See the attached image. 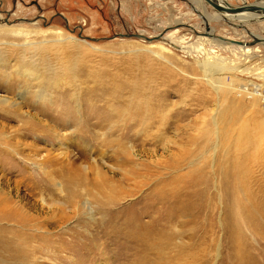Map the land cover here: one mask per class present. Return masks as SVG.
I'll return each instance as SVG.
<instances>
[{
  "label": "rangeland",
  "instance_id": "rangeland-1",
  "mask_svg": "<svg viewBox=\"0 0 264 264\" xmlns=\"http://www.w3.org/2000/svg\"><path fill=\"white\" fill-rule=\"evenodd\" d=\"M220 15L203 0H0L6 195L62 157L95 161L124 187L145 190L115 209L112 192L94 188L91 215L60 217L54 206L51 239L12 222L21 253L0 243V264H264V44L255 40L264 42V18ZM205 65L222 79L208 82ZM152 189L180 203L156 206L162 236L117 230Z\"/></svg>",
  "mask_w": 264,
  "mask_h": 264
},
{
  "label": "bare ground",
  "instance_id": "bare-ground-1",
  "mask_svg": "<svg viewBox=\"0 0 264 264\" xmlns=\"http://www.w3.org/2000/svg\"><path fill=\"white\" fill-rule=\"evenodd\" d=\"M217 2H219L221 5L228 4V3H223L222 0H217ZM257 5L264 7V3L257 4ZM218 15L220 14L218 13ZM225 15L231 16V14L223 13L220 15L219 18H222L224 20H229ZM234 16L236 19L241 21V23L244 21H248L251 18L252 19L253 18L255 19L264 18L262 14H257V13L255 14L243 13V14L234 15ZM208 20H213V18L208 17ZM169 44L174 45L173 40H171ZM242 45H245V44H242ZM250 49L251 48H247V47L242 48L244 52H249ZM214 66L215 65H210V66L205 65L203 68V69L208 68L207 70L209 71V74L207 75L208 82L212 80V78H210L211 74H216L219 76L222 74V72L220 74H217V72H220L221 70H218ZM220 77L218 79H222V77L221 78ZM214 87L216 90L219 89V86L214 85ZM2 135H0L1 136L0 144L3 143ZM5 146L7 147L6 142H5ZM7 154L8 153H6L4 149L2 150V152L0 151V156L7 155ZM64 158L62 157L55 161L53 159L51 160L47 158L44 161H42L44 165L51 167V170L44 171L43 173H41V175H44V176L43 178L38 179V180H36L35 178H31V177L29 178L25 177L23 179H19L18 181L13 182V191L10 196L6 195L5 193L6 185L4 183L1 184L0 182V237H7V241L0 240V243L4 244L5 245L4 247L7 246L6 248H8L11 244L12 246L15 244H18V246L17 245L16 246L21 253L20 245L17 242L18 240H14V242H12V239H9L10 236H15L19 233L18 230L8 229L7 226L9 224H12V222H14L13 225L16 228L23 229L22 226L26 225L28 227L34 228V231H37V233L38 231H43L44 235L43 236L38 235V237H41V238L44 237V238L51 239L50 229L52 228V225L54 223H53V215L50 213L53 211L54 206H58L56 209L60 212L61 214L60 217H64L67 211H72V213H76L77 211L80 212L82 208L85 210H88L89 214L91 215V210L89 207V201L87 200V197L93 195L92 191L94 188L96 189L99 187L100 188L107 187L108 191L110 190L113 194V198L112 200H110L112 201L110 207L115 206V209H116V206L119 204L118 202L120 199L127 198V197H130L133 199L135 196V193L145 192V190L143 189L134 190L131 187H128V188L124 187L118 179L115 180L113 178H109L107 174L103 171L102 169L103 167L100 168L99 165L95 163V161L91 163L92 166H88L86 164L76 165L74 159H71V158L64 159ZM56 165H57V168H54L56 167ZM32 166L34 169H38V170L41 169L38 163L36 162H34ZM110 169L113 170V168H110ZM90 175H92V177ZM132 176L135 177V175H132ZM56 179H59V183H60L58 193H57V190L52 189V187L55 186L56 184L55 183ZM95 182L98 183V185L95 184ZM146 182H147V178L144 179V181H142L141 183L145 185ZM20 185H23L24 191H26V193L23 194V196H20L18 194ZM94 185L98 187H92ZM145 195L146 196L144 197H142V195L140 197H135L136 199L139 198L138 200H144L145 202L144 206L147 204L145 207L143 206L144 210H140V214L130 213L126 216L123 215L124 219H122L121 223H119L118 218L115 222L116 224L115 228H117V230L123 229L125 233L132 232L133 237L136 239H143L145 238V236H147L146 239H149L155 235L162 236L163 227H160V226L161 224H163L162 220H164V217H163V213L159 211L158 207H156L158 204L166 205V204H169V202H171V203L176 204L175 206L180 205V203L176 199L177 195H175L174 192H172L171 197H167L162 191H160L159 193H156L152 189L149 197H148V194H145ZM36 197H39L38 199L39 201L35 200ZM30 198H31V201H33L31 203L30 201H27V199L30 200ZM56 199L58 201H61V204L58 205L57 203L58 201ZM84 199L85 201H83ZM172 199H175V200L172 201ZM24 201L25 203H23ZM39 211H41L42 213L47 212V217L41 216L39 213L37 214V212ZM117 213L118 211H116V214ZM49 214L51 216H49ZM143 215L144 217H147L148 221L143 222L141 220V216ZM19 220L22 221L21 226H19L18 224ZM34 231L32 230V233H34ZM34 237H35L34 235H30L29 238H26V242L28 244L32 243L33 239L35 240Z\"/></svg>",
  "mask_w": 264,
  "mask_h": 264
},
{
  "label": "water",
  "instance_id": "water-1",
  "mask_svg": "<svg viewBox=\"0 0 264 264\" xmlns=\"http://www.w3.org/2000/svg\"><path fill=\"white\" fill-rule=\"evenodd\" d=\"M203 1L219 14L227 13L231 15H239L243 13H249V14L257 13V14H262L264 16V7L258 6L257 4H248V5L244 4L242 6L233 7L228 4L221 5L219 2H217V0H203ZM128 37L140 38V39H144L147 41L152 40L151 38L143 37L137 34L136 35L131 34ZM153 39H157V37ZM255 40L259 43H262V44L264 43L263 40L260 38H255ZM233 43H238V42H233ZM245 45L247 44L245 43Z\"/></svg>",
  "mask_w": 264,
  "mask_h": 264
}]
</instances>
